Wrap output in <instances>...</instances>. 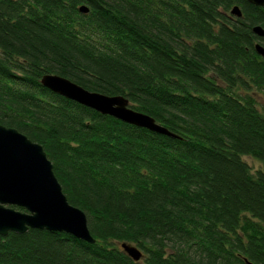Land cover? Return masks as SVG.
<instances>
[{"label":"trees","instance_id":"obj_1","mask_svg":"<svg viewBox=\"0 0 264 264\" xmlns=\"http://www.w3.org/2000/svg\"><path fill=\"white\" fill-rule=\"evenodd\" d=\"M256 26L264 7L245 0H0V125L42 145L96 240L10 233L0 264H264ZM47 74L124 96L176 137L55 94Z\"/></svg>","mask_w":264,"mask_h":264},{"label":"water","instance_id":"obj_2","mask_svg":"<svg viewBox=\"0 0 264 264\" xmlns=\"http://www.w3.org/2000/svg\"><path fill=\"white\" fill-rule=\"evenodd\" d=\"M245 1L264 7V0ZM81 11L88 12L86 8ZM232 15L242 17L241 9L234 7ZM253 32L264 37L261 26H256ZM255 50L264 59V47L257 44ZM41 83L55 94L102 115L176 137L154 118L132 109L124 96L90 92L67 78L53 74L45 75ZM30 229L62 232L91 244L96 242L90 233L86 213L69 203L44 148L17 129L0 125V236L24 234ZM122 248L136 262L144 256L136 246L124 243Z\"/></svg>","mask_w":264,"mask_h":264},{"label":"rangeland","instance_id":"obj_3","mask_svg":"<svg viewBox=\"0 0 264 264\" xmlns=\"http://www.w3.org/2000/svg\"><path fill=\"white\" fill-rule=\"evenodd\" d=\"M258 98H259L260 104H264L263 98L261 96ZM244 159L246 160V162H248V164H250L255 169L262 167V164L259 161L255 160L249 156H246Z\"/></svg>","mask_w":264,"mask_h":264},{"label":"bare ground","instance_id":"obj_4","mask_svg":"<svg viewBox=\"0 0 264 264\" xmlns=\"http://www.w3.org/2000/svg\"><path fill=\"white\" fill-rule=\"evenodd\" d=\"M42 146V145H41Z\"/></svg>","mask_w":264,"mask_h":264}]
</instances>
